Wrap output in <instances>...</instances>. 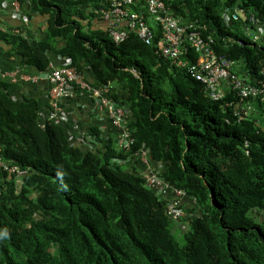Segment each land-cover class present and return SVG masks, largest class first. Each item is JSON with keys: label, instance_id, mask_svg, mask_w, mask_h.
<instances>
[{"label": "trees", "instance_id": "16d2710c", "mask_svg": "<svg viewBox=\"0 0 264 264\" xmlns=\"http://www.w3.org/2000/svg\"><path fill=\"white\" fill-rule=\"evenodd\" d=\"M16 1L31 10L27 17L47 18V38L12 36L15 56L44 72L55 51L80 74L90 70L94 86L125 92L124 105H116L130 109L135 143L121 151L93 129L104 149L76 147L62 125L40 123L36 101L14 98L0 79V157L26 171L17 177L0 167V264H264V98L251 100L254 110L238 121L227 105L232 93L212 100L192 65L164 58L160 29L150 20V44L135 31L116 44L99 23L112 0ZM165 5L182 25L211 38L218 57L236 63L248 83L263 81L264 39L252 43L247 24L226 25L222 14L241 9L263 26L264 0ZM58 39L63 46L56 49ZM190 57L198 59L193 49ZM141 152L171 187L195 199L188 230L179 231L184 244L172 233L169 198L120 163H138Z\"/></svg>", "mask_w": 264, "mask_h": 264}, {"label": "built area", "instance_id": "2783aa9c", "mask_svg": "<svg viewBox=\"0 0 264 264\" xmlns=\"http://www.w3.org/2000/svg\"><path fill=\"white\" fill-rule=\"evenodd\" d=\"M102 15L103 21L107 24L108 34L116 44L124 42L132 31H135L143 42L150 44L154 39V31L148 24L149 20L157 25L162 36L161 51L164 58L173 61L178 66L192 65L190 73L202 83L205 93L214 101L224 99L226 91L234 92L238 102L231 101L228 106L232 107L234 115L237 117H242V114L248 115L254 110V107L246 102L247 100L264 95V81L257 85L248 83L244 77L238 74L236 63L218 57L214 41L211 38L204 39L199 27L193 24L182 25L180 19L170 14L166 8L165 0H112L110 7L103 9ZM246 16V13L240 9L226 8L222 19L226 25H229L233 21L245 19ZM250 22L253 25L258 24V21L253 17H250ZM258 40H260V36L256 35L254 42ZM192 49L198 55L195 63H192L190 57ZM185 57L188 60H183ZM68 65L69 59L67 65L43 73L39 77L47 79L51 84L50 121L56 124L61 123V108L59 107L61 99L70 98L73 92L80 96H89L96 100L99 108L106 110L112 124L122 129L118 145L122 149H130L134 144V139L128 130L129 109L118 106L109 99L110 90L108 87L98 88L91 85L76 68ZM262 74L264 75V67ZM8 77L12 82H17L16 75L9 74ZM21 78L24 79V77ZM148 159V154L143 152L140 160L148 166ZM0 167L10 174L18 176L25 174L18 167L4 163L1 157ZM146 180L148 186L160 194L182 195L171 188L164 178L153 169L148 170ZM169 214L176 219L183 215L177 203L170 206Z\"/></svg>", "mask_w": 264, "mask_h": 264}, {"label": "crops", "instance_id": "0c3cea01", "mask_svg": "<svg viewBox=\"0 0 264 264\" xmlns=\"http://www.w3.org/2000/svg\"><path fill=\"white\" fill-rule=\"evenodd\" d=\"M30 11L16 0H0V79L10 84L9 93L14 98H27L37 102L41 109L40 123L45 124L50 120L51 84L47 79L39 77L43 73L51 72L52 69L67 65L68 59L50 50L48 52L49 68L41 72L23 56L16 57L18 54L15 52V40L13 44L10 42L12 36L27 40L31 38L30 34H33L36 41H44L47 38V18L40 15H32L29 18L26 13ZM99 23L103 29L107 27L105 21L102 20ZM19 29L25 31L19 34ZM55 46L56 49L61 48L63 41L56 40ZM9 74L16 75L17 82H12L8 77ZM83 75L90 83L97 82L90 70H86ZM109 88V99L114 103L124 105L125 92L113 85ZM114 94L118 96L119 102L114 100ZM59 107L61 108L60 125L63 126L69 143L76 147L84 150L104 149V145L92 134L93 129L99 130L103 141L112 139L114 143L122 133V129L112 124L106 110L99 108L96 100L89 96H80L73 92L70 98L60 100ZM123 165L128 169H136L139 173L146 171L140 163L126 162Z\"/></svg>", "mask_w": 264, "mask_h": 264}, {"label": "clouds", "instance_id": "9594fccd", "mask_svg": "<svg viewBox=\"0 0 264 264\" xmlns=\"http://www.w3.org/2000/svg\"><path fill=\"white\" fill-rule=\"evenodd\" d=\"M231 9V8H230ZM232 10H234V9H232ZM241 10V9H240ZM247 15V14H246ZM250 17H253V18H255L253 15H251V16H246V18L245 19H240L239 21H233L232 22V24L234 23V22H242L243 23V25L244 24H247V26L245 27V30L248 32V33H252V35H253V39L251 40V42L252 43H256V42H259V41H261L262 39H264V25L263 26H261V25H259V21H258V24H254V25H256V27H257V30H256V32L254 33V32H252V26H253V24H251V22H250ZM224 22V21H223ZM152 23V22H151ZM232 24H229V25H232ZM260 36V40H258V41H256V42H254V38H255V36ZM264 67V66H263ZM61 68V67H60ZM56 69V68H55ZM263 69V68H262ZM53 70V69H52ZM262 73V72H261ZM82 75V74H81ZM83 77H84V75H82ZM262 76H263V81H264V75L262 74ZM84 79L86 80V78L84 77ZM87 82H89L88 80H86ZM262 81V82H263ZM261 82V83H262ZM90 83V82H89ZM91 85H93L92 83H90ZM257 85V84H256ZM94 86V85H93ZM96 87V86H95ZM98 88H102V87H99L98 86ZM109 88V87H108ZM109 90H110V88H109ZM228 93H232L233 94V96H234V99L233 100H231V101H236V95H235V93L234 92H231V91H226V95L228 94ZM109 95V94H108ZM209 97V96H208ZM258 98H264V95L262 96V97H258ZM258 98H255V99H258ZM255 99H250V100H247L246 102L247 103H250L251 105H252V103H251V100L253 101V100H255ZM231 101H229V103L231 102ZM113 102V101H112ZM236 102H238V100L236 101ZM114 103V102H113ZM114 104H116V103H114ZM228 105V104H227ZM123 107V106H122ZM230 107V106H229ZM231 108V110H232V112H233V115H234V110L232 109V107H230ZM128 109V108H127ZM129 111H130V109H129ZM130 116H131V111H130ZM235 116V115H234ZM243 116H246L245 114H242V117ZM237 119H238V121H240L241 119H242V117H237V116H235ZM130 119V118H129ZM129 123V122H128ZM130 132V131H129ZM131 134V133H130ZM119 138V137H118ZM134 139V138H133ZM134 143H135V139H134ZM116 146H117V148L118 149H120L121 151H128V150H130V149H122L119 145H118V140L116 141ZM133 146V145H132ZM131 146V147H132ZM147 154H148V152H146ZM141 154H142V152H141ZM141 154H140V157L138 158L139 159V162L138 163H140L142 166H144L145 167V169H146V171L145 172H143L142 173V175H143V177H144V179L146 180V175H147V172H148V170L149 169H153V170H155V172L158 174V175H160L161 177H162V175H161V173L157 170V167H155V165H152L151 163H150V161H149V159H150V157H149V155H148V162H149V165L147 166V165H145L141 160H140V158H141ZM126 162H133L134 163V161L132 160V159H130V158H127L126 160H122L120 163L121 164H123V163H126ZM12 166V165H11ZM17 167V166H16ZM22 171V170H21ZM129 172H136V173H138L135 169L134 170H132V169H129L128 170ZM25 172V174H26V171H24ZM139 174V173H138ZM17 177H18V175H17ZM163 178V177H162ZM165 180V179H164ZM165 182H166V180H165ZM146 183H147V180H146ZM167 183V182H166ZM168 184V183H167ZM169 185V184H168ZM170 186V185H169ZM147 187L150 189V190H152V191H154L155 193H157V194H159V195H161V196H164V197H167V198H169V204H168V206H167V209H166V214H167V216H168V218L170 219V221L173 223V226H174V228H173V234L176 236V234H178V233H181V232H179V231H182V232H186L187 230H188V228H187V226H186V221L189 219H185L186 217H187V211H188V208L189 209H191L192 208V206H195V199H192V198H188L187 196H186V194L184 193V192H182V191H178V190H176V189H174L173 187H171V188H173L175 191H177V192H180L182 195L181 196H177V195H175L174 193H169V194H160L157 190H154V189H152V188H150L149 186H148V183H147ZM173 203H177V206H178V208L180 209V210H182V213H183V215L181 216V217H179V218H174L173 217V215H171V214H169V208H170V206L173 204ZM192 214V213H191ZM192 217V216H191ZM194 217H196V215L194 216ZM182 234V233H181ZM177 238V237H176ZM177 240L179 241V239L177 238Z\"/></svg>", "mask_w": 264, "mask_h": 264}, {"label": "rangeland", "instance_id": "374dc122", "mask_svg": "<svg viewBox=\"0 0 264 264\" xmlns=\"http://www.w3.org/2000/svg\"><path fill=\"white\" fill-rule=\"evenodd\" d=\"M248 36H249L250 40L253 39L252 33H248ZM176 237L179 239V241H180L181 244H184L183 235L181 233H178L176 235Z\"/></svg>", "mask_w": 264, "mask_h": 264}]
</instances>
